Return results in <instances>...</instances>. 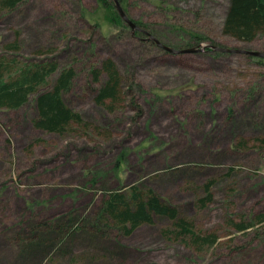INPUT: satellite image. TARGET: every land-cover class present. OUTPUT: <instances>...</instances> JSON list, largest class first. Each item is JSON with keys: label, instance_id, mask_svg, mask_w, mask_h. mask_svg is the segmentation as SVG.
I'll return each instance as SVG.
<instances>
[{"label": "rangeland", "instance_id": "1", "mask_svg": "<svg viewBox=\"0 0 264 264\" xmlns=\"http://www.w3.org/2000/svg\"><path fill=\"white\" fill-rule=\"evenodd\" d=\"M118 3L139 30L118 24L99 0H24L0 10V54L15 38L19 51L7 53L20 61L54 50L45 57L75 71L63 100L84 123L59 135L31 124L32 99L0 108V264H264V233L244 236L226 223L264 215V144L255 142L264 138V58L244 52L264 53V34L250 42L224 34L228 0ZM146 33L169 48L196 50L168 52ZM209 46L238 52L210 53ZM106 58L124 83L125 102L113 110L93 100L105 76L94 82L90 69ZM210 179L214 199L201 209L196 198ZM133 184L152 188L197 231L216 232L228 247L196 253L162 234L171 226L163 217L129 236L114 226L97 238L105 193ZM68 213L78 228L65 247L34 250L29 226Z\"/></svg>", "mask_w": 264, "mask_h": 264}, {"label": "trees", "instance_id": "2", "mask_svg": "<svg viewBox=\"0 0 264 264\" xmlns=\"http://www.w3.org/2000/svg\"><path fill=\"white\" fill-rule=\"evenodd\" d=\"M24 0H0V10L13 11ZM110 0H99L100 3L111 10V15L118 24L123 20L117 14ZM119 1V0H118ZM222 32L232 36L235 39L250 42L259 34H264V0H228V9L222 24ZM149 40V39H148ZM148 42H151L150 40ZM17 38L6 44L4 52L0 54V108L19 109L30 102L36 110V117H33L31 124L36 128L48 133L64 134L71 124H84L79 113L65 104L63 95L69 90L71 81L75 76L72 67L59 69V63L55 58H48L47 53L54 50H48L45 53L36 51L42 57L32 61V59L20 61L14 58V55L8 56V51L18 52L20 46ZM152 44V42H151ZM190 46V45H185ZM208 52H211V49ZM251 56V55H250ZM259 58V61L263 58ZM57 73V77L50 86L48 81L51 76ZM90 74L94 82L101 80L100 76L104 75L103 82L97 89H93L94 102L97 105L106 107L105 102L110 103L108 110H113L114 104L125 102L123 77L117 69L116 63L110 58L101 61L98 67L90 69ZM128 100V99H127ZM135 100L130 96V100ZM135 109H138L136 104ZM109 138V137H108ZM255 142L264 144V138H255ZM245 140L237 142V146L243 148ZM124 154L117 158V163L123 161ZM121 166V165H120ZM233 167H228L229 175ZM98 176V172L95 173ZM94 182V181H93ZM215 180L210 179L202 186L203 194L196 198V203L201 209L210 204L213 199V185ZM125 193L120 191H109L105 193L102 209L96 217V222L101 223L102 232H98L97 238H106L108 230L116 227L125 236L143 224L153 225L155 217L167 218L171 221V226L163 230L162 234L166 237H174L180 240L184 245L193 249L196 253H203L206 249L223 245L228 247L230 241L221 242L216 232L197 231L193 226V221L188 220L179 214L178 208L167 202L152 188L141 190L136 184L127 187ZM104 195V196H105ZM41 224H32L28 228V235H32L34 241L33 249L43 246L48 248H64L70 233L77 231L78 218L72 213L51 219ZM264 221V215L240 216L238 221L226 219L227 225L236 233L248 236L253 233L259 236L264 233L260 231L259 224ZM65 225V226H64ZM64 226V227H62ZM75 227H77L75 229ZM75 229V230H74ZM83 228L80 227L79 231ZM249 231H251L249 233ZM45 234L47 239H40V235ZM63 234V236H61ZM229 235H234L230 233ZM52 237L49 244V237ZM60 237L62 239H60ZM228 239H232L228 237ZM57 245V246H56ZM29 254V253H27Z\"/></svg>", "mask_w": 264, "mask_h": 264}, {"label": "water", "instance_id": "3", "mask_svg": "<svg viewBox=\"0 0 264 264\" xmlns=\"http://www.w3.org/2000/svg\"><path fill=\"white\" fill-rule=\"evenodd\" d=\"M115 4V7L116 9L118 10V13L120 15V17L122 18V20H124L126 22V24L131 28L132 31H134L135 29H138V26H136L129 18L126 17V15L124 14L123 10L121 9L119 3H118V0H112ZM147 35V38L150 39L152 42H154L157 46H159L160 48H163L164 50L168 51V52H171V53H177L179 51H195L196 49L195 48H186V49H183V50H175L173 48H169L165 45H163L162 43L159 42V40L156 39V37H154L153 35L149 34V33H146ZM209 48L211 50H216V51H221V52H230V53H233V52H238L237 50H231V49H227V48H221V47H216V46H209ZM245 54H248V55H252V56H255V57H260V58H264V53L262 52H253V51H244Z\"/></svg>", "mask_w": 264, "mask_h": 264}]
</instances>
